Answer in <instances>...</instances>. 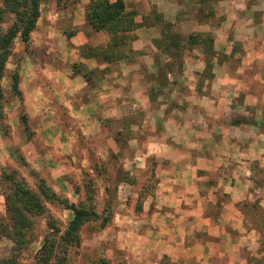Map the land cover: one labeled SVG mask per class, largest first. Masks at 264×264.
<instances>
[{
    "label": "crops",
    "instance_id": "1",
    "mask_svg": "<svg viewBox=\"0 0 264 264\" xmlns=\"http://www.w3.org/2000/svg\"><path fill=\"white\" fill-rule=\"evenodd\" d=\"M90 1L64 8L44 1L31 37L34 54L16 41L22 98L6 77L9 129L0 122V175L12 168L24 177L61 179L86 167L85 159L77 161L80 138L67 119L79 124L87 144L93 133L105 132V121H127L136 160L128 171L147 167L138 156L156 162L152 184L139 182L150 189L143 212L117 215L127 229L120 233L124 248L136 264H160L162 258L172 264H260L264 231L250 223L247 208L254 193L264 191V179L257 180L264 172V0L250 6L248 0H125L127 11L136 13L135 54L113 61L83 52L101 48L98 38L109 39L88 24ZM192 8L206 11L204 23ZM154 12L185 38L204 24L214 39L211 67L197 53L170 72L172 58L155 46L161 31ZM13 58L8 73L16 69ZM84 70L97 72L94 86ZM130 186L121 185V192L131 194ZM2 204L0 193V209Z\"/></svg>",
    "mask_w": 264,
    "mask_h": 264
},
{
    "label": "trees",
    "instance_id": "2",
    "mask_svg": "<svg viewBox=\"0 0 264 264\" xmlns=\"http://www.w3.org/2000/svg\"><path fill=\"white\" fill-rule=\"evenodd\" d=\"M54 1L58 8H64L68 4L70 6L76 4L78 0ZM43 2L44 0H2V6H0V122L5 132L8 131L9 126L5 122L6 91L3 81L8 73V63L14 57L15 44L18 39L23 43L26 54H34L31 37L37 29ZM253 3L254 0H248L249 6ZM135 15V12L127 11L125 0H116L113 3L110 0H91L87 7V22L94 31L107 33L110 42L105 48L86 46L83 52L88 57H102L106 61L133 56L135 52L131 47L128 53L123 48L128 44L130 46L135 40L133 34L137 27ZM154 16L160 23L161 31V38L155 41V46L159 51L170 56L180 70L183 67V51L191 52L198 48L203 49L202 53L205 56L207 68L211 67L212 58L216 54L211 34L198 32L185 38L179 31H175L174 25L164 21L162 15L154 12ZM205 19L200 21L204 23ZM20 62L21 58L16 63V69L10 75V90L14 95L22 98ZM168 70L174 72L172 64L168 66ZM96 76V71L85 72L84 70V77L91 86H94ZM21 121L27 133L29 131L28 117L24 110L21 111ZM31 135L30 133L29 136ZM0 185L6 207V216H0L1 237L10 239L21 248L27 242L26 233L34 228L36 218L46 217L50 233L45 237L35 264H68L71 252L80 250L82 247L81 233L84 227L95 224L104 230L113 220L112 203L114 199L112 195H109L106 208L100 213L95 204H92L93 197L89 196L90 204L70 203L68 199L60 197L43 179L38 180L37 188L31 187L17 170L3 171L0 176ZM47 202L61 204L65 210L71 212V220L65 225L55 219L50 215ZM262 249L264 251V241ZM168 263L166 258H163L160 264ZM0 264L19 263L16 259H12L10 262L0 261ZM96 264H110V262L99 258Z\"/></svg>",
    "mask_w": 264,
    "mask_h": 264
},
{
    "label": "rangeland",
    "instance_id": "3",
    "mask_svg": "<svg viewBox=\"0 0 264 264\" xmlns=\"http://www.w3.org/2000/svg\"><path fill=\"white\" fill-rule=\"evenodd\" d=\"M44 1L54 2V0ZM255 1L256 0H254V2ZM196 3H199V1H196ZM0 6H2V0H0ZM192 10L198 21L205 19L206 14L204 12L206 11L198 13L195 8H192ZM205 28L206 26L201 24L199 30H201L202 34H207ZM175 31L178 32V29H175ZM109 42L110 37L107 39V43ZM97 43L100 44L101 48H104L107 44L103 38H98ZM130 47L131 45L129 46L128 44L123 50L128 53ZM202 52V48H198L196 51L191 52L183 51L182 57L183 60L186 58L195 59L197 53L203 54ZM18 57V55H14L13 60L17 62L19 60ZM170 64H172L173 70H180L178 65L174 64L173 60ZM234 65H236V63H234ZM11 73L12 72L7 73L6 77L10 78ZM157 80L161 82V85H165L167 81L163 76H158ZM7 84V81H3L6 92ZM67 121L69 122L66 127L76 131L80 138V143L76 150L77 161H79L78 163L80 164L85 159L86 167L76 172L64 174L61 176V179L58 180H48L45 176L42 177L36 174H33L30 178L27 176L24 177L20 172L19 174L33 188H37L38 180H45L60 197L66 198L70 203L76 205H80L81 203L90 204L89 200L91 199H89V196H91L93 197L92 204H95L97 211L100 213L106 208L109 195L113 196V220L111 224L104 230L95 224L84 227L81 233L82 247L80 250H73L71 252L68 264H96L99 258L109 260L110 264H136L137 261H134L133 255L124 248V240L121 239L120 233L127 229H125L122 224L118 225L120 223L117 221V215L121 210L127 212V210L129 211L132 209L136 213L135 215L132 211L135 217L140 216L143 212V199L149 193L150 189L146 186L141 189L139 182H145L149 185L152 184L154 181L152 168L156 165L155 159L150 158L145 160V158L138 156L140 161L137 162L142 165L145 164L147 167L145 169H139L135 173L128 171L132 168L133 161L136 160L134 152L132 151V147L134 146V142L132 141L133 131L131 126L127 124V121H117L113 119L105 121V132L101 134L93 133V137L88 144L83 140L85 137L81 135L79 124L68 119ZM142 131L146 133L147 126H144ZM29 132L30 130L27 131V135L30 134ZM103 152H107V155L103 156ZM5 170L15 169L7 168L3 169L2 172ZM263 179L264 172L261 171V173L258 174L257 180L259 183H262ZM124 180H126V182H123ZM124 184L131 185L128 187L131 194H124L123 191L121 192L120 186ZM0 193H2L1 185ZM263 195L264 191L261 193H254L252 201L247 208L250 223L261 231H264V205H260L261 201L264 199ZM121 203H124L123 207H121ZM1 207L0 216H6L5 204H2ZM47 208L51 216L63 222L65 225L72 218L71 212L65 210L61 204L47 202ZM45 218L46 217L36 218L35 226L26 233L27 242L21 248L10 239L0 236V261L10 262L12 259H16L19 264H35L36 257L43 246L45 237L50 233ZM263 241L264 238L262 237L261 248ZM259 255L260 264H264L263 249H261ZM162 260L163 258L160 261L162 262Z\"/></svg>",
    "mask_w": 264,
    "mask_h": 264
}]
</instances>
